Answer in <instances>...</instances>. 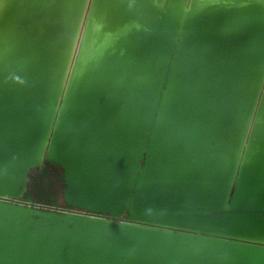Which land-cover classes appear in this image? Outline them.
Masks as SVG:
<instances>
[{
    "label": "water",
    "instance_id": "1",
    "mask_svg": "<svg viewBox=\"0 0 264 264\" xmlns=\"http://www.w3.org/2000/svg\"><path fill=\"white\" fill-rule=\"evenodd\" d=\"M0 38V264H264V0H33Z\"/></svg>",
    "mask_w": 264,
    "mask_h": 264
},
{
    "label": "bare ground",
    "instance_id": "2",
    "mask_svg": "<svg viewBox=\"0 0 264 264\" xmlns=\"http://www.w3.org/2000/svg\"><path fill=\"white\" fill-rule=\"evenodd\" d=\"M33 0H0V38L12 28V19Z\"/></svg>",
    "mask_w": 264,
    "mask_h": 264
}]
</instances>
